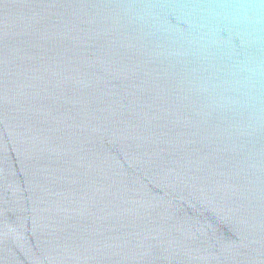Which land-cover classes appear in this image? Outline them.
Masks as SVG:
<instances>
[{
	"label": "water",
	"instance_id": "95a60500",
	"mask_svg": "<svg viewBox=\"0 0 264 264\" xmlns=\"http://www.w3.org/2000/svg\"><path fill=\"white\" fill-rule=\"evenodd\" d=\"M0 264H264V0H0Z\"/></svg>",
	"mask_w": 264,
	"mask_h": 264
}]
</instances>
